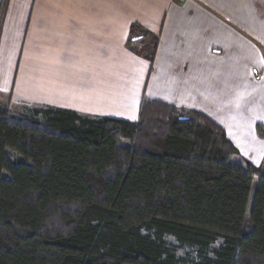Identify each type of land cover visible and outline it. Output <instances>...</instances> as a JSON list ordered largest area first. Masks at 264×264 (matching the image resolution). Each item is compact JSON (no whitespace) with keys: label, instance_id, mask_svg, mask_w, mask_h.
<instances>
[{"label":"trees","instance_id":"16d2710c","mask_svg":"<svg viewBox=\"0 0 264 264\" xmlns=\"http://www.w3.org/2000/svg\"><path fill=\"white\" fill-rule=\"evenodd\" d=\"M0 264H264V159L144 97L135 121L0 104Z\"/></svg>","mask_w":264,"mask_h":264},{"label":"crops","instance_id":"0c3cea01","mask_svg":"<svg viewBox=\"0 0 264 264\" xmlns=\"http://www.w3.org/2000/svg\"><path fill=\"white\" fill-rule=\"evenodd\" d=\"M143 96L205 114L260 165L264 0H0V104L135 121Z\"/></svg>","mask_w":264,"mask_h":264},{"label":"rangeland","instance_id":"374dc122","mask_svg":"<svg viewBox=\"0 0 264 264\" xmlns=\"http://www.w3.org/2000/svg\"><path fill=\"white\" fill-rule=\"evenodd\" d=\"M178 1H180V0H178ZM144 49L146 50V57H148V60L150 61V59H149V55H151L150 54V52L152 51V49H153V47L150 45V46H147V47H144ZM246 49H248V50H250V48H246ZM253 50H260V48H258V47H256V48H252ZM262 53V52H261ZM149 72H151V68H149ZM144 98H146L145 96H143ZM142 97V98H143ZM175 107V106H174ZM177 108V107H176ZM14 109V108H13ZM178 109H181V108H178ZM11 110V109H10ZM13 113H16L15 112V110H11ZM24 113H27V112H24ZM138 113V112H137ZM17 114V113H16ZM22 114V113H21ZM114 117H117L115 114H114ZM121 119V118H120ZM123 119V118H122ZM166 240L169 242V243H171V244H173V245H176V242L174 241V239L173 238H171V237H168V238H166Z\"/></svg>","mask_w":264,"mask_h":264},{"label":"built area","instance_id":"2783aa9c","mask_svg":"<svg viewBox=\"0 0 264 264\" xmlns=\"http://www.w3.org/2000/svg\"><path fill=\"white\" fill-rule=\"evenodd\" d=\"M180 1H185V0H180Z\"/></svg>","mask_w":264,"mask_h":264}]
</instances>
